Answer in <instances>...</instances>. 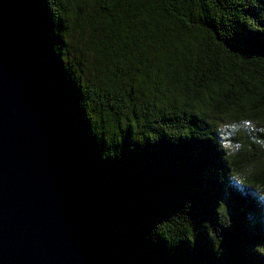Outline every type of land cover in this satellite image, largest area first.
<instances>
[{
	"label": "trees",
	"instance_id": "trees-1",
	"mask_svg": "<svg viewBox=\"0 0 264 264\" xmlns=\"http://www.w3.org/2000/svg\"><path fill=\"white\" fill-rule=\"evenodd\" d=\"M15 2L111 264H264V0Z\"/></svg>",
	"mask_w": 264,
	"mask_h": 264
},
{
	"label": "water",
	"instance_id": "water-1",
	"mask_svg": "<svg viewBox=\"0 0 264 264\" xmlns=\"http://www.w3.org/2000/svg\"><path fill=\"white\" fill-rule=\"evenodd\" d=\"M0 264H111L15 0H0Z\"/></svg>",
	"mask_w": 264,
	"mask_h": 264
},
{
	"label": "rangeland",
	"instance_id": "rangeland-1",
	"mask_svg": "<svg viewBox=\"0 0 264 264\" xmlns=\"http://www.w3.org/2000/svg\"><path fill=\"white\" fill-rule=\"evenodd\" d=\"M249 125L240 124L235 121H221L218 123L219 135L221 136L222 142L228 153L233 152L236 149V141L234 138L237 136L240 129H247ZM261 129L264 130L263 127Z\"/></svg>",
	"mask_w": 264,
	"mask_h": 264
}]
</instances>
